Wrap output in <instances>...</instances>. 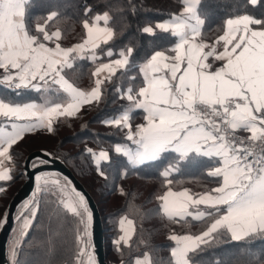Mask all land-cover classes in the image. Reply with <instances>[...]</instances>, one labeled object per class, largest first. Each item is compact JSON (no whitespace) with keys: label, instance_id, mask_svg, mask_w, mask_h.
<instances>
[{"label":"trees","instance_id":"16d2710c","mask_svg":"<svg viewBox=\"0 0 264 264\" xmlns=\"http://www.w3.org/2000/svg\"><path fill=\"white\" fill-rule=\"evenodd\" d=\"M186 1L29 0L26 3L25 23L29 32L35 31L37 23L47 22L48 31L53 28L62 31L61 44L66 47L84 40V20L91 22L96 16L103 14L108 17V26L114 32L113 38L88 52L85 57L76 58L74 69L68 72L71 80L81 88L93 87L94 70L100 64L128 54L127 67L104 82L99 100L90 107L83 108L75 117L63 118L51 131L33 134L29 139L39 135L38 140L34 144L26 140L20 146L22 150L18 149L19 155L16 157L24 158L36 150H47L72 169L99 205L109 264H135L136 256L143 257L147 254H150L152 264H176L172 256L174 242L169 238V232L176 228L181 234L196 235L209 226L213 215L199 222L170 218L163 211L161 197L169 188L177 191L187 189L192 193L212 189L219 180L211 172L216 161L195 154L183 157L166 152L156 161L135 165L126 156L115 151V145L124 141L120 131L108 130L105 125L107 118L123 111L125 104L121 94L124 90L132 87L137 92L144 85L143 67L156 53L169 52L175 44L172 32L159 29L150 32L146 29L157 28V23L179 14ZM52 11L58 12V16L49 20L48 14ZM198 12L203 19V37L215 40L224 33L229 19L248 15L264 21V0H257L256 3L251 0H200ZM259 27H264V22ZM108 51L112 53L108 55ZM12 95L18 101L21 100L22 94L15 95L14 92ZM24 95L29 97L26 100L39 98L35 91ZM93 110L95 112L92 118L88 121L81 120ZM95 123L107 130L94 131L92 125ZM77 126L78 129H75ZM66 127L75 130L71 133L73 136L64 137L56 147H43L40 144L39 139L43 137L58 138L60 130ZM77 137L80 139H76ZM70 141L73 142L72 148L62 149ZM90 142L100 150L109 152L110 157L97 163L93 153L87 148ZM38 163L34 162L33 166ZM169 167L174 170L166 175ZM16 169V178L0 190V199H7V190H12L26 178L23 167L18 172ZM64 195L65 191L58 189L53 183L39 185L34 204L16 223L22 222L24 216H32L33 209L37 208L29 236L25 238L19 264H78L77 236L86 231V224L82 220V214H73L65 207ZM103 203L106 204L105 207ZM7 208L6 202H0V219H3ZM22 209L23 207L18 210V214ZM124 217L134 221L135 234L130 239L131 245H124L123 242L114 245V239L121 236L119 223ZM246 239L251 243L234 241L228 230L222 228L191 251L189 260L191 264H264V233L253 234ZM29 240H33L31 247L28 246ZM118 247L121 251L117 250Z\"/></svg>","mask_w":264,"mask_h":264},{"label":"crops","instance_id":"0c3cea01","mask_svg":"<svg viewBox=\"0 0 264 264\" xmlns=\"http://www.w3.org/2000/svg\"><path fill=\"white\" fill-rule=\"evenodd\" d=\"M28 1L3 0L0 5V48L10 52L32 53L43 46L44 49L54 52L66 51L59 44L60 35H52L59 30L47 32L52 36L51 39L46 38L44 32L42 42L28 32L25 23ZM199 3L200 0H187L179 14L156 25L172 32L175 44L171 51H160L150 59L142 70L145 76L144 85L137 92H134L132 87L126 88L121 95L128 106L118 115L105 120V125L110 130L123 131L124 141L115 145V151L126 156L135 165L156 161L166 152L183 157L195 154L216 161L211 172L219 180L213 189L192 193L187 189L177 191L169 188L161 197L164 213L176 220L191 219L199 222L213 214L209 226L196 235L181 234L176 228L169 235L199 237L198 246L222 228L227 229L231 235L227 224H220L211 232L208 229L223 217L227 205L253 182L243 184L247 176L242 170L238 156L228 154L223 137L203 124L199 117L192 113L191 105L196 98H200L209 105L224 109L231 98L242 97L247 100V105L234 114L232 125L245 135L264 133V27H259L260 23L254 20L244 19L250 16L243 15L239 16L240 20L233 18L232 24H229L228 20L225 31L219 38H204L203 19L198 12ZM43 26L39 29L44 30L45 25ZM87 27L92 29V38H89L90 33L87 30L85 43L78 46L77 51L82 57H85L87 51L96 50L114 36L113 30L108 26V17L104 14L96 16ZM50 40L53 41L52 44ZM33 45L35 47H32ZM111 53L112 51H108L107 54ZM58 59L68 63L64 55L58 56ZM128 61L126 53L100 64L97 68L101 71L95 73L96 85L98 81L109 80L119 70L125 69ZM49 84H52L51 80ZM51 90V87L42 89L43 98H46L45 92ZM14 92L15 95L22 94L20 101L14 98ZM29 92L34 91L9 90L0 86V97L16 102L27 101L29 97L24 93ZM100 96L101 89L98 97L92 102L99 100ZM68 102L69 100L58 103ZM88 104L85 103L83 108ZM66 115L73 116L69 113L58 114L50 122L45 121L41 130L36 133L49 132L52 124L59 117ZM149 125L152 129L164 131L166 135L146 148V140L139 133ZM90 151L97 163L109 158L107 152L97 148ZM259 186L260 181H256L255 187ZM170 196L175 199L166 209V198ZM234 220L239 225L264 220V200L254 199L237 213ZM125 221L122 220L127 227L128 222ZM201 233L206 235L201 236ZM173 242V248L178 247L177 243ZM189 254L190 252L188 258ZM172 256L176 262L173 251ZM141 258L145 259L147 264H152L148 254Z\"/></svg>","mask_w":264,"mask_h":264},{"label":"snow or ice","instance_id":"6c2138e0","mask_svg":"<svg viewBox=\"0 0 264 264\" xmlns=\"http://www.w3.org/2000/svg\"><path fill=\"white\" fill-rule=\"evenodd\" d=\"M251 2L256 3L257 0H251ZM2 3L3 0H0V5H2ZM89 10L90 9H86V11ZM0 11H2V9H0ZM57 16L58 12L52 11L48 14V19L51 20ZM236 19L240 20L241 18L237 17ZM244 19L254 20L257 23L264 22L257 20L255 17H244ZM83 23L86 27L88 26L87 20H84ZM228 23L232 24V19H229ZM39 27L43 28L44 26L41 25ZM146 30L152 31L150 27ZM91 32L92 29L89 28V38H92ZM52 35L59 36L60 33L57 31ZM45 36L48 39L52 38L47 32H45ZM32 47L35 46L33 45ZM59 48L60 46L57 44V49ZM68 51H70V49ZM60 55L66 57L67 52L63 50L54 52L51 49H44L43 46H41L40 50H36L32 53L27 51L10 52L0 48V86H4L9 90L29 89L39 94L38 99H30L24 102H16L0 97V188L6 187L16 178L14 173L17 164L16 157L19 155L18 149L34 133L41 130L45 121L50 122L61 113L76 115L83 108L85 103H91L93 99L98 97L100 91L99 84H101L102 81H98L97 87L90 93H85L84 90L77 87L71 78L66 75L67 72L74 69V63H64L58 59ZM24 61H27V63ZM100 71V68L95 69V73H99ZM49 80L52 82L51 85L49 84ZM52 85H55L58 90L64 91L69 96L68 103L53 104L50 102V99L43 98L41 90H46ZM116 123H119V121H116ZM200 131L202 132L203 130ZM129 135L131 136V133H129ZM139 135L145 138V147L147 148L155 140L164 137L166 133L162 130L152 129L151 125H149V127L143 128ZM196 135H199V133H196ZM38 155H41L39 151L32 152L28 160L25 161V171L30 178L33 176V171H29V162L33 157ZM104 155L106 156L107 153H104ZM34 171L38 172L39 169H34ZM36 179L39 180V177L37 176ZM257 180L260 181L259 188L255 187V182L245 187L241 194L227 205L223 217L217 220L208 229L209 232L220 224H227L234 241H244L248 244H250L251 241L247 240V237L253 234L264 233V220H258L249 225H239L234 220L237 213L248 203L256 198L264 200V178L257 177ZM56 183L59 184L60 181L57 180ZM38 188L39 185L37 184L33 191H37ZM77 188L78 186L72 185L71 189L65 187L64 191L68 197L65 202L68 210L77 213L78 207H80L87 211L88 225L86 231L77 236V241L79 242V255L77 256L78 264H103L102 258L97 256V249L92 238L94 214L90 209L86 194L77 191ZM166 199L168 200V204L165 205L167 209L169 205L174 202L175 198L170 196ZM30 203L31 201L24 202V208L27 209ZM10 211L9 209V211L4 214L3 219H0V229L8 223ZM36 213L37 208H34L31 217L24 216L25 222L21 224L18 230L15 225L13 226V232L16 234L14 237L10 238V243L7 248L6 264H19L20 254L25 246V238L29 236V230L32 227ZM22 215L23 212L20 213V216ZM20 216H14L13 220H19ZM120 231L123 234L118 239H114V245H120L121 242H123L124 245H131L130 237L135 231L134 221L129 220L127 227L121 222ZM203 235H206V233H201V236ZM85 236L87 239H85ZM170 239L175 241L178 245V247L172 250L176 258V264H190L188 253L194 251L195 248L198 247L197 241L200 238L191 235L180 236L173 234ZM35 242L41 243L40 241ZM32 245L33 240H29L28 246L31 247ZM117 250L121 251L119 247ZM135 264H147V261L140 256H136Z\"/></svg>","mask_w":264,"mask_h":264},{"label":"water","instance_id":"95a60500","mask_svg":"<svg viewBox=\"0 0 264 264\" xmlns=\"http://www.w3.org/2000/svg\"><path fill=\"white\" fill-rule=\"evenodd\" d=\"M41 153L36 157H33L29 162V171H33V176L30 178L27 172L26 180L24 184L20 187V189L16 192V194L11 199L7 212L10 211L8 223L4 225L2 229H0V264H6L7 258V248L9 246L10 236L13 232V226L19 220L14 221V216H20V213L23 212V215L32 207L34 204L37 191H33L34 187L40 184L43 179L50 174H58L62 176L68 183L69 189H71L72 185L78 186L77 191L83 192L86 194L88 199V204L90 205V209L93 212V224H92V238L95 243V247L97 249V256L101 257L103 260V264H109L107 260V251H106V236H105V228L104 222L102 218V214L99 208L97 201L91 192L86 188V186L77 178L72 169L59 157H54L47 150H36ZM34 151V152H36ZM31 154V153H30ZM26 157L25 161L28 160ZM34 162H39L37 165L33 166ZM34 169H39L38 172L34 171ZM39 177V180L36 177ZM31 201L27 209L24 208V202ZM18 206V207H17ZM23 207L22 211L18 214V210ZM20 216V218L23 217ZM88 219V218H87Z\"/></svg>","mask_w":264,"mask_h":264},{"label":"rangeland","instance_id":"374dc122","mask_svg":"<svg viewBox=\"0 0 264 264\" xmlns=\"http://www.w3.org/2000/svg\"><path fill=\"white\" fill-rule=\"evenodd\" d=\"M88 23H90L89 21H88ZM158 24V23H157ZM156 24V25H157ZM41 25H45V29L44 30H41V29H39L40 27L39 26H41ZM47 24L46 23H37L36 24V26H35V31L34 32H29V30H28V32L30 33V34H32V35H34V36H36L37 37V40L38 41H43L44 40V32H49V33H52L54 30H59V32H60V40H59V44H60V46L61 47H63V48H65L66 49V52H67V56H66V59H67V62L68 63H74V61H75V59L76 58H83L81 55H78L77 54V51H79V47L78 46H80V45H83L84 43H85V39H86V36H87V30H89V28L88 27H86L85 25V38H84V40L82 41V42H80V43H76V44H74L73 46H71V47H66V46H64L63 44H61V39H62V31L59 29V28H53V29H51V30H47V26H46ZM152 29V32H155L156 30H160V31H163V29L162 28H159L158 26H157V28H151ZM35 37V38H36ZM53 43V41H51L50 40V44H52ZM70 49V51H68ZM88 52H90V51H87V53H86V55L88 54ZM85 55V56H86ZM66 75L68 76V72L66 73ZM69 77V76H68ZM70 78V77H69ZM105 82V81H104ZM104 82H102L99 86H100V89H101V87H102V85L104 84ZM93 87H87V88H81L80 86H78V85H76L77 87H79L80 89H82V90H84L85 92H90L92 89H94L97 85H96V78H95V70H94V82H93ZM51 88H52V90L50 91V92H45V93H47V95L45 96L46 98L45 99H50V102L51 103H53V104H56V103H58V102H66V101H68L69 100V98H68V96H67V94L64 92V91H62V90H58L57 89V87H55V85H52L51 86ZM101 93H102V91H101ZM121 98H122V95H121ZM197 99H199V100H201L202 102H204L202 99H200V98H196L195 100H194V102L197 100ZM95 101H97V100H94L93 102H91V103H89L88 105H85V109L87 108V107H90L91 105H93V103L95 102ZM122 101L124 102V104H125V106H124V108H126L127 106H128V104L122 99ZM193 102V103H194ZM205 103V102H204ZM205 104H207V103H205ZM193 105V104H192ZM192 105H191V111H192ZM207 105H209V104H207ZM210 106H212V105H210ZM214 107V106H213ZM84 109V110H85ZM124 110V109H123ZM80 111H82V109L80 110ZM87 111V110H86ZM93 112H95L94 110L92 111V112H89V114L87 115V117L85 116L83 119H81L82 121H88V119H90V118H92V116H93ZM79 113V112H78ZM77 113V114H78ZM81 113V112H80ZM193 113V112H192ZM76 114V115H77ZM76 115H73V116H68V115H66V116H61V117H59L53 124H52V127H51V130H52V128H53V126L54 125H56L59 121H61L63 118H68V117H75ZM66 126H68L67 124H66ZM92 128L94 129V131H100V130H103V129H105V128H102V127H100L99 125H96V123L95 124H93L92 125ZM75 129H78V126L75 128ZM107 129H108V127H107ZM107 129H105V130H107ZM50 130V131H51ZM109 130V129H108ZM72 132H75V130H73L72 128H69V127H66V128H63L62 130H60V132H59V137L58 138H51V137H49L48 139H46V138H41V139H39L41 142H40V144L43 146V147H56L58 144H59V141L61 142V141H63L64 139V137L65 138H67L68 136H73L71 133ZM239 132V131H238ZM42 132H40V133H36V134H41ZM120 134L122 135L123 134V131L121 130L120 131ZM242 134V133H241ZM47 135V134H46ZM245 135V134H244ZM248 136H250V135H248ZM38 137H39V135L38 136H34L33 138H31V139H27V141H30L31 143H35L36 142V140H38ZM80 139V137H77L76 139ZM62 139V140H61ZM45 140H47V141H45ZM26 141V142H27ZM25 142V143H26ZM45 142V143H44ZM72 143L73 142H69V143H65V145L62 147V149H65V150H68V149H71L72 148ZM104 144H106V143H104ZM25 146V145H24ZM26 147V146H25ZM24 148V147H23ZM29 148H31V146L29 147ZM87 148H89V149H93V148H97V149H99L98 147H96V146H94L91 142L90 143H88L87 144ZM22 150V148H20L19 149V151H21ZM26 150H27V148H26ZM31 150V149H30ZM100 150V149H99ZM103 151V150H102ZM103 152H107V151H103ZM108 154H109V152H107ZM27 157V156H26ZM26 157H24V158H21V157H19V158H16V160H17V172L18 171H21V167H23L24 168V164H25V159H26ZM109 157H110V154H109ZM21 163H22V166L20 167V165H21ZM174 170V168L173 167H169V169L165 172V174L166 175H168L170 172H172ZM25 180H26V178H24V179H22L19 183H17L16 184V186L14 187V188H16V190L13 188L12 190L10 189V190H7V191H9V197L7 198V199H5V198H1L0 199V202L1 203H3V202H6L8 205H9V203H10V201H11V196H13V194L15 193L16 194V192L20 189V187L24 184V182H25ZM57 180H59L60 181V183L58 184V183H56V181ZM45 181H47V182H49V183H53L58 189H65V187H69V183L67 182V181H65L63 178H61V177H59L57 174H50V175H48V176H46L44 179H43V181L40 183V184H42V183H47V182H45ZM39 184V185H40ZM216 185V184H215ZM214 187H212V189H213ZM3 188H0V190H2ZM209 190H211V189H209ZM14 191H16V192H14ZM38 191H39V188H38ZM13 198V197H12ZM67 199H68V197H67V195L65 194L64 195V198H63V203H64V205H65V207H66V201H67ZM107 205H109V204H107ZM106 206V204L105 203H103V207H105ZM67 208V207H66ZM70 211V210H69ZM71 212V211H70ZM73 213V212H72ZM73 214H76V215H78V214H82L83 215V220H84V222H85V224H86V227H87V225H88V219H87V211L85 210V209H83V208H80V207H78V212L77 213H73ZM28 217H31V216H28ZM126 220L127 222L129 221V220H131V221H133L132 219H129V218H127V217H124V218H122L121 219V221H120V223H119V228H120V224H121V222H122V220ZM126 221H125V223H126ZM25 221H24V219L22 220V222H20L19 224H17L15 227L17 228V230L20 228V226H21V224H23ZM110 224V223H109ZM160 225H161V223H160ZM134 228H135V231H136V227H135V224H134ZM175 228H173L170 232H169V235H170V233L174 230ZM135 231H134V233H133V235L135 234ZM15 234L16 233H14L13 232V235L11 236V237H14L15 236ZM123 233H121V235H122ZM133 235L130 237V239L133 237ZM169 238H170V236H169ZM85 239H87V237L85 236ZM149 255V257L151 258V256H150V254H148ZM146 256V255H145ZM144 257V256H143ZM151 262H152V259H151ZM112 264H120V263H116V262H112Z\"/></svg>","mask_w":264,"mask_h":264},{"label":"built area","instance_id":"2783aa9c","mask_svg":"<svg viewBox=\"0 0 264 264\" xmlns=\"http://www.w3.org/2000/svg\"><path fill=\"white\" fill-rule=\"evenodd\" d=\"M247 105L242 97L231 98L224 109L205 104L197 99L192 112L211 130L219 133L226 144L228 154L238 156L247 180L243 184L264 178V133L244 135L232 125L234 114Z\"/></svg>","mask_w":264,"mask_h":264}]
</instances>
